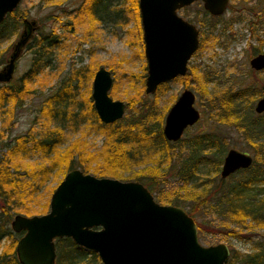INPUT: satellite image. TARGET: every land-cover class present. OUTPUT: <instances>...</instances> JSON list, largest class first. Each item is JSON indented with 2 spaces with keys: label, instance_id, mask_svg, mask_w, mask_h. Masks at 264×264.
<instances>
[{
  "label": "rangeland",
  "instance_id": "1",
  "mask_svg": "<svg viewBox=\"0 0 264 264\" xmlns=\"http://www.w3.org/2000/svg\"><path fill=\"white\" fill-rule=\"evenodd\" d=\"M88 1L53 0V2H45L41 0H21V3L16 8V10H19V15L22 13L24 18L20 25L19 33L3 45L8 48V54L5 64L0 67V71L6 66L15 44L25 31V21L33 23L32 34L28 42L20 49L21 53L15 60L14 74L9 84L10 86L20 84L18 82L25 78V88L28 91L19 102L22 103V106H19V103L16 104L17 106L13 109L11 115H6L5 122H3L0 116L2 146L6 145L9 141L12 143L17 135L26 134L29 131L37 134L40 131L57 128L56 130H59L60 133L58 136L55 135V137L60 139L59 145L55 148L57 152L66 150L72 144L74 147H77V151L84 150L86 153L97 155L96 153L101 151L106 142V135L95 127L96 120L92 112H90L89 99L92 94L93 77L100 67L110 71L113 79L108 93L109 98L113 101H122L125 104L122 122L116 127L127 126L132 121L143 125L139 121L137 110H135L139 108L138 105L140 104L137 100L143 98L144 102L153 105V109H150L149 112L151 114L153 112L156 113L155 117L158 118L162 128L165 115L169 110L168 108L176 99L175 97L183 91L184 85L190 80L189 88L191 90L195 86L200 87L197 84L196 78L193 79L192 76L190 78L186 76L194 68L200 70L199 74L209 72L215 75L211 82L209 80L207 85L209 93L215 92L216 89L224 91L228 87L236 89L239 84L242 87L252 83L256 84V88L264 86V72L253 75V73L249 72L250 67L248 63L253 54L264 52V0L262 2L258 0L254 3L251 2L252 5L256 4L257 13L261 17V23L258 25V30L260 31L258 33L262 36L257 41L252 39L247 30L250 19H254V13L249 9L248 4L244 0H231L229 4L230 7L245 4L246 6L243 10L240 8L236 10L232 7L230 10L228 9L230 12L226 11L223 14V20L234 19L232 26V33L236 32L234 38L227 37L231 32L225 33L221 31V22L210 30L212 34L204 29V26H201L200 21H210L205 15L203 4L194 3L185 9H181L179 11L180 16L188 22L194 23L199 30L211 34L213 38L216 37V40L211 41L207 39L206 42L204 41L203 49L197 50L189 61L188 71L184 75V78L165 84L163 91L158 90L152 93V95L145 93L144 82L146 76L144 74L147 75V71L144 73L143 63L146 64V59L144 55H141L144 49V46L141 45H144V43H141L139 39L142 34L140 35L139 33L136 16L128 11V1L126 3V0H99L97 6H95V11L97 7V12L94 15V21L84 19L77 14V10L88 4ZM41 34H47L49 36L48 39H51L50 46L47 48V56H44L43 60H41L43 62L47 61L48 65L36 71L38 67L32 68V61L35 56L32 51H34V44L38 41ZM29 45L33 46L32 51L29 49ZM235 79L238 80L237 83H234ZM3 85H0V87H3ZM137 91L142 93L137 96ZM59 92L63 96V103L57 104L54 100L50 101V98L57 96ZM210 97V95H207L202 99V106L207 109L206 102H208L207 99ZM131 100L132 104L130 105ZM47 101L51 104L47 103ZM200 102V98L198 97L196 107L201 111L202 118L203 114ZM254 103L252 104L253 107ZM52 104L55 110L59 109L56 116L47 114V106H52ZM44 107L46 108L42 111ZM62 112L65 113L64 116ZM250 113L252 114L248 116H250L253 123L264 121V114L258 117L253 112ZM208 115L207 111V114L203 117L204 119L199 120L200 123L198 121L196 125L187 128L183 139L197 133L207 132L209 129L214 130L213 127H215L219 129L222 137L225 138L226 151L224 154H226L229 148H233L241 150L252 157L255 155L259 157L256 149L247 143V137L244 136L241 130L222 123H215L214 120L210 121ZM150 123L151 121L145 120L144 129H151ZM149 142L144 140L141 144L132 146V153L135 152L137 158L120 170L121 174L128 176L130 174L138 175L139 172L146 173L145 168H149L151 165L146 159L154 153L150 146H147ZM222 143H224L223 140ZM6 149L0 146V153H5ZM43 161L46 162L47 160L44 159L40 152L36 151L29 152L25 160H21L22 165H38V163ZM107 162L104 160L103 165L110 166L107 165ZM90 166L92 168L88 174L94 176L92 169L99 166L95 160L90 161ZM100 167H102L101 162ZM257 168L259 170L263 169L259 162L247 170H241V172L232 174L226 179H221L219 175L215 176L211 171L207 174L208 169L203 168L200 169L201 172L197 177L200 178L198 182L203 183L206 178L209 179L215 176L216 178L212 179L213 181H209V184L213 183L216 187L220 183V180H222L224 182L223 188H226L228 185L252 176V174L257 172ZM146 175H149V173ZM175 175L173 173L165 176V173H160V177L156 179V183L151 182L152 190L148 189L142 181H135L147 188L156 202H159L157 197L167 200L184 199L185 201H182L179 205H168L180 206L186 213H190V210L194 211L192 218L197 228L201 225L203 228L201 233H197L199 243L203 246L224 243L228 245L230 255L234 252L243 255L254 249L256 243H264L263 230H242L234 223L229 222V218L221 213L223 208L218 204H214L218 202L217 198L221 197L220 194L217 195L216 193L214 197L210 196L208 198L207 202L211 198H215L211 208L208 205L199 204L198 201L200 200H196L191 196L190 185L192 184H188V187L183 186ZM58 179L54 178L52 174L48 175V179L39 187V192L33 194L28 204L35 210L34 212H41L42 205L48 200L50 201L52 193L49 190L52 187H56ZM120 181L124 182L128 180ZM135 181L132 180L131 182ZM206 187L204 184H199V188L197 189L200 191L204 188L207 191ZM34 215L39 216L38 213ZM20 236L17 235V240ZM11 244V238L1 237L0 252L6 251L10 253L13 249L11 247L9 250Z\"/></svg>",
  "mask_w": 264,
  "mask_h": 264
},
{
  "label": "water",
  "instance_id": "2",
  "mask_svg": "<svg viewBox=\"0 0 264 264\" xmlns=\"http://www.w3.org/2000/svg\"><path fill=\"white\" fill-rule=\"evenodd\" d=\"M229 0H138L147 76L145 92L152 95L160 85L184 77L197 51L199 33L177 13L195 2L210 15L220 16ZM21 0H0V23L16 10ZM26 27L0 71V84L13 78L15 60L28 42L33 27ZM254 69L264 68V54L251 60ZM110 71L100 67L93 77L95 112L105 124L122 119L125 104L109 98ZM195 97L185 90L165 117L163 136L176 142L186 127L199 120ZM264 111V97L256 104ZM220 177L251 166L253 158L235 149L223 159ZM49 211L41 216L22 214L12 219L14 233L23 232L15 253L19 264H56V239L69 238L83 250L97 254L101 264H227L226 244L203 246L194 219L183 208L161 205L139 182L97 178L72 169L55 187Z\"/></svg>",
  "mask_w": 264,
  "mask_h": 264
},
{
  "label": "trees",
  "instance_id": "3",
  "mask_svg": "<svg viewBox=\"0 0 264 264\" xmlns=\"http://www.w3.org/2000/svg\"><path fill=\"white\" fill-rule=\"evenodd\" d=\"M41 1L53 2V0ZM98 1L89 0L88 4L77 10V14L84 19L94 21V15L97 12V7L95 11V6H97ZM127 1L128 11L135 14L141 35L138 0H126L125 2L127 3ZM205 15L211 22L202 20L200 21L201 26H204V29L212 34L210 30L221 21L218 17L210 16L206 11ZM23 18L24 15L22 13L19 15V10H15L0 23V67L5 64L8 54V48L3 45L19 33ZM200 33L202 34L200 49H203L204 41L206 42L207 39L211 41L216 40V37L213 38L211 34H207L202 30H200ZM48 38L47 34L39 35L38 41L34 44V51H32L33 46H28L35 55L32 61V68L38 67L36 71L48 65L47 61H41L44 56H47V48L50 46L51 41ZM139 39L143 43L142 35ZM141 53L143 56V52ZM143 67L145 73L147 71L145 63H143ZM199 73L200 70L194 68L186 76H192L193 79L196 78L197 84L202 88L199 92H202L204 95L207 91L206 85L209 83L210 73ZM18 83L20 84H15L14 86H10V82L3 83L5 85L0 84L3 85V87H0V116L3 122H5L6 115H11L15 106H17L16 104L20 102L28 91L25 88V78ZM164 86L165 84L160 85L158 90L163 91L165 89ZM137 92V96L142 93L140 91ZM210 96L208 103L210 105L209 110L214 111L218 109V112H214L216 122L241 130L244 136L247 137V143L256 149L259 156L256 157L255 155L252 157L253 162L251 166L259 162L261 168H263L262 170L257 168V172L252 174V176L228 185L226 188H223L224 182L222 180H220V183L216 187L213 183L209 184V181H213L212 179L220 174V165L223 161L222 156L225 155L224 152L226 151V141L219 132V129L213 127L214 130L209 129L207 132L194 134L189 138L180 139L176 143L166 141L162 134L160 122L155 117L156 113L153 112L151 114L149 112L150 109H153V105L144 102L143 98L137 100L140 104H137L139 108L135 109L137 110L139 121L143 125L132 121L127 126L118 127L116 126L122 120L110 125L99 122L93 108V101L91 98L89 99V109L96 120L95 127L106 135V142L101 151L96 153L97 155L86 153L84 150L77 151V147H74L72 144L66 150L57 152L55 148L60 142V139L55 137V135L58 136L60 134L59 130H56L57 128L40 131L37 134L29 131L26 134L17 135L12 143L9 141L4 146L1 144L2 140L0 137V146L7 148L5 153H0V238L3 236L11 238L12 244L9 250L11 247L13 248L10 253L6 251L0 252V264H19L15 254L18 234L13 233L11 229L7 228L12 216L19 215V213L29 217L37 213L41 216V214L49 211V200L42 205L41 212H34L35 210L28 204L33 194L39 192L41 184L48 179V175L52 174L54 178H59L57 180L59 184L72 169L79 168L85 174L91 172L90 161L92 160H95L99 167L100 162L102 165L100 168L92 169L94 176L98 178H117L123 181H142L150 190H152L151 182L156 183V179H159L160 173H165V176L175 173V177L179 178L183 186L188 187V184H192L190 185L191 196L196 200H200L198 201L199 204L208 205L211 208L215 198H211L212 200L210 199L207 202L208 198L210 196L214 197L216 193L217 195L220 194L221 197L217 198L218 202L214 204H218L223 208L221 213L229 218V222L234 223L242 230L261 229L264 231V121L258 123L252 122V119L248 116L252 114L250 113V109L252 108L251 101H248L249 98L247 99L241 93L237 94L228 90L216 92ZM62 98L63 96L59 92L57 96L50 98V101L54 100L55 103L62 104ZM217 102L220 105L216 109L215 103ZM47 103L51 104L49 101ZM131 104L132 100L130 101ZM18 105L22 106V103ZM47 109V114L51 116L58 115L59 109L55 110L53 104L52 106H47ZM62 115L64 116L65 113L62 112ZM145 120L151 121V129H144ZM144 140L150 141L147 146H150L152 152H154L152 154L153 157H147L146 159L148 163H151L149 168H145L146 173L139 172L138 175L130 174L128 176L121 174L120 170L137 158L136 153H132V146L141 144ZM222 140L224 143H222ZM32 151L40 152L47 161L40 162L38 165H22L21 160H25L28 153ZM50 155L52 156L49 157ZM104 160L108 161L107 165L110 166L103 165ZM203 168L208 169L207 174L211 171L215 176L209 179L206 178L203 183H199L200 178L197 176L201 172L200 169ZM148 173L149 175H146ZM199 184L207 186V191L204 188L198 191ZM55 189V187H52L49 191L52 193ZM157 199L164 205H179V203L185 201L182 198L167 200L157 197ZM193 212V210H190V213L187 214L192 217L194 216ZM202 231V225L198 226V232L201 233ZM55 245L57 252L56 264H101L97 254L83 250L69 238L56 239ZM232 255L227 264H264V243H256L254 249L243 255H239L236 252L232 253Z\"/></svg>",
  "mask_w": 264,
  "mask_h": 264
},
{
  "label": "flooded vegetation",
  "instance_id": "4",
  "mask_svg": "<svg viewBox=\"0 0 264 264\" xmlns=\"http://www.w3.org/2000/svg\"><path fill=\"white\" fill-rule=\"evenodd\" d=\"M237 1H241V0H237ZM256 0H244V2H246L247 4H248V7H249V9H251V11L254 13V19H250V24L247 26V30L249 31V35L252 37V39H255L256 41L257 40H259V37H261L262 35L261 34H259L258 32L260 31V30H258L259 28H258V25L261 23V20H260V15H258V13H257V9H256V4L255 5H252V3H254ZM258 1H261L262 2V0H258ZM230 2H231V0H229L228 1V4H227V6H226V8H225V11L223 12V14H225V12L227 11H229L232 7H234V9H236V10H239V8L240 9H244V7L246 6L245 4H241L240 6H237V5H234V6H232V7H230ZM252 2V3H251ZM195 3H200V4H203V3H201V2H195ZM194 4V3H193ZM192 5V4H191ZM187 7H189V6H187ZM187 7H183L184 9L185 8H187ZM183 8H181V9H183ZM180 9V10H181ZM203 9H204V7H203ZM229 9V10H228ZM180 10H178L177 11V13H178V15L180 16ZM204 11H205V9H204ZM206 12H208V11H206ZM230 12V11H229ZM208 14H209V12H208ZM223 14L222 15H220V16H214V17H218L219 19H220V21H221V25H222V29H221V31L222 32H231V34H229V35H227V37H230V38H234L235 37V35L234 34H236V32L235 33H232V26H233V24H234V19L233 18H229V19H224L223 20ZM210 15V14H209ZM210 16H212V15H210ZM212 16V17H213ZM262 17H263V15H261ZM180 17H182V16H180ZM183 18V17H182ZM184 19V18H183ZM184 20H186V19H184ZM187 21V20H186ZM188 22V21H187ZM188 23H190V22H188ZM191 24H193L196 28H197V30H198V33H199V38H198V44H199V47H198V49L197 50H200V35H201V33H200V30H199V28L194 24V23H191ZM201 37H202V35H201ZM197 52V51H196ZM260 54H264V52H257L256 54H253L252 55V57H250V59H249V61H248V63H249V67H250V69H249V72L250 73H253V75H258V73L259 72H264V68L263 69H258V70H256V69H254L253 67H252V65H251V60L254 58V57H257V55H260ZM143 55H144V49H143ZM189 67V66H188ZM209 73V72H208ZM147 76V75H146ZM214 76L215 75H213L212 73H210V82L212 81V79L214 78ZM180 78H184V77H177V78H175V79H173V80H177V79H180ZM190 78V77H189ZM172 80V81H173ZM146 81V80H145ZM172 81H170V82H172ZM237 81L238 80H236L235 79V81H234V83H237ZM190 80L187 82L188 84L186 85H184V89H183V91L177 96V97H175L176 99L174 100V102L172 103V105L168 108L169 110H168V112L171 110L170 108L174 105V103L178 100V97L182 94V93H184V91L185 90H189V91H191L192 92V94L194 95V97H195V102H194V104H193V107L195 108V109H197V111L199 112V120H202V118L204 117V115H206L207 114V111H208V113H209V115H208V118H209V120L210 121H212V120H214V122L215 123H217L216 122V117H215V114H214V112L215 111H217L218 109H217V106H219L218 105V102L217 103H215V107H216V109L217 110H214V111H211V110H208L209 109V107H210V105H208V103H209V101H210V98H208L207 99V101L208 102H206V104H207V107H208V109L207 108H205L204 106H202V99L203 98H205L207 95H212V94H214V93H216V92H220L221 90H219V89H216V91L215 92H213V93H209V91H208V84L206 85L207 87H206V89H207V91H206V94H204L203 95V93L201 92H199V90L200 89H202L201 88V86L200 87H196L195 86V88L193 89V90H191L190 88H189V86H190ZM167 83H169V82H167ZM167 83H163V84H167ZM253 84V85H252ZM252 84H248V86H241L240 84H239V86H237V88L236 89H233V88H230V87H228L227 89H225L224 91H230V92H233V93H241L242 95H245L246 96V98L248 99V101L250 100L251 101V104H253L254 102V107H253V105H252V108L250 109V111L251 112H253V114L254 115H257L258 117H260V116H263V114H264V111L263 112H260V113H258L257 111H256V104H257V102H259V100L260 99H262L263 97H264V86H262V87H259V88H256V84L255 83H252ZM144 85H145V82H144ZM144 88H145V86H144ZM146 89V88H145ZM233 89V90H232ZM157 91H158V89H157ZM201 91V90H200ZM146 93V92H145ZM198 95V97L200 98V106L202 107V114H203V117L201 118V111L199 110V108L198 107H196V102H197V99H198V97H197V95ZM92 99V98H91ZM205 103V102H204ZM220 108V107H219ZM221 110V109H220ZM168 112H167V114H168ZM218 112V111H217ZM166 114V115H167ZM217 114V113H216ZM166 115H165V117H166ZM97 118H98V116H97ZM165 119V118H164ZM204 119V118H203ZM121 120V119H120ZM198 120V121H199ZM98 121L99 122H101L100 120H99V118H98ZM119 121V120H118ZM197 121V122H198ZM117 122V121H116ZM165 122V121H164ZM196 122V123H197ZM101 123H103V122H101ZM115 123V122H114ZM196 123L194 124V125H196ZM199 123H200V121H199ZM103 124H105V123H103ZM105 125H110V124H105ZM194 125H192V126H194ZM164 126V125H163ZM192 126H188V127H186V130H187V128H189V127H192ZM163 128V127H162ZM162 128H161V130H162ZM186 130L183 132V134H182V136H181V138L180 139H183V135H184V133L186 132ZM162 134H163V130H162ZM164 137V136H163ZM164 139H166V138H164ZM180 139H178L177 141H179ZM166 141H168L167 139H166ZM176 141V142H177ZM169 142H171V143H176V142H174V141H169ZM231 149H233V148H229V150H231ZM229 150L226 152V154L224 155V157L222 158V160L225 158V156L227 155V153L229 152ZM236 150V149H235ZM237 151H239V150H237ZM241 151V150H240ZM239 151V152H240ZM241 152H243V151H241ZM243 153H245V152H243ZM246 155H249V154H247V153H245ZM250 156V155H249ZM250 157H252V156H250ZM223 162H224V160L222 161V164L220 165V169H221V167H222V165H223ZM251 167V166H250ZM248 169V168H247ZM247 169H241V170H247ZM241 170H238V171H236V172H234V173H237V172H240ZM220 172H221V170H220ZM234 173H231L230 174V176L232 175V174H234ZM230 176H228V177H230ZM219 177H220V174H219ZM227 177V178H228ZM221 178V177H220ZM221 179H226V178H221ZM18 215V214H17ZM16 215H14L13 216V218L15 217ZM13 218H11V220L9 221L10 223V226H8L7 228H9V229H11V221H12V219ZM11 231H12V229H11ZM13 232V231H12ZM14 233V232H13ZM15 234H18V233H15ZM22 234H23V232H20V234H18V235H21L22 236ZM20 236V237H21ZM20 239V238H19ZM18 239V240H19ZM17 240V241H18ZM16 246H17V242H16ZM16 246H15V250H16ZM16 254V253H15ZM16 256H17V254H16ZM18 260V259H17Z\"/></svg>",
  "mask_w": 264,
  "mask_h": 264
},
{
  "label": "bare ground",
  "instance_id": "5",
  "mask_svg": "<svg viewBox=\"0 0 264 264\" xmlns=\"http://www.w3.org/2000/svg\"><path fill=\"white\" fill-rule=\"evenodd\" d=\"M93 108H94V105H93ZM94 111H95V109H94ZM97 114V113H96Z\"/></svg>",
  "mask_w": 264,
  "mask_h": 264
}]
</instances>
